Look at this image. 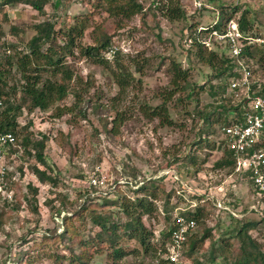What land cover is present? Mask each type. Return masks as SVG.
I'll return each mask as SVG.
<instances>
[{
  "label": "rangeland",
  "instance_id": "rangeland-1",
  "mask_svg": "<svg viewBox=\"0 0 264 264\" xmlns=\"http://www.w3.org/2000/svg\"><path fill=\"white\" fill-rule=\"evenodd\" d=\"M138 2L146 11L130 18L110 15L104 9H94L89 0H62L59 9L55 11L49 1L44 6L45 14L19 2L0 8V18L4 13L7 16L2 21V40L8 45V53L14 52L9 44H16L20 52L25 50L27 42L35 34L34 25L51 18L57 22L56 30L60 32L54 41L43 44L42 49L50 47L55 58H58L62 56L61 46L65 43L62 33L71 25H78L80 21L85 20L87 24L84 34L76 38L72 52L63 56L65 65L74 75L82 78L79 86L85 88V101L81 106H86V118L70 112L56 119L51 116V110H35L29 114L25 111L18 118L22 125L31 121L28 132L33 136L38 138L40 134H44L50 138L46 157L52 168L51 171L48 170L49 173L57 176L56 183L38 182L29 168L35 161L24 154L22 149L16 155L6 146H0V172H5L7 182L0 188V213L3 222L0 229V264H15L13 262L16 260L22 261V264H55L52 258H48V254L53 253L54 249L49 248L48 244L40 249L35 244L55 229L57 232L62 231V217L71 215L72 209L56 216L55 210L63 204L59 202L64 200L69 208L77 207L81 202L79 192L92 187L89 184L90 177L96 175L104 176L106 181L100 188L92 187V197L96 198L100 193L107 194L104 198L101 197L100 202H110L123 193L133 197L129 187H136V181L139 185L140 180L158 178L157 199L153 201L156 210L149 220L142 218L152 230L149 241L153 246H160L162 232L172 223V214L191 210L193 202L205 206L203 224L198 223L195 231L200 235L204 228H209L211 236L194 253H190L186 246L184 264H209L211 249L215 248L214 255L218 256L217 248L225 240L229 244L228 248L236 252L238 239L234 232L227 231V228L234 226L233 218H241L239 220L242 222H257L250 234L264 251V192L258 193L253 189L248 175L235 172L231 166L219 168L215 165L225 156V147L220 144V124L212 122L214 134L198 135L199 123L191 112L194 101L183 99L178 102V94L167 102L168 121L162 122L149 113L150 108L160 104L162 96H165L170 79L168 63L172 56L184 68L193 66L192 80L204 86L200 93L199 107L213 105L214 99L208 93L205 83L213 70L198 63L195 55L187 51L190 44L186 39L188 24L192 21L208 26L213 22L212 16L217 14L219 6L237 8L232 14L234 20H237L242 10L248 9L253 21L252 32L264 37V0H209V3L202 6L200 13L195 12L194 0H179L180 6L188 12V19L173 21L164 16L166 7L173 5V0ZM152 2L156 6H152ZM191 13H196L195 18L191 19ZM12 26L21 30L19 35L12 33ZM95 27H102L111 42L127 55L120 59V63L133 74L134 80H126L119 75L114 58L96 60L83 56L81 48L93 42V35L96 33L92 31ZM223 47L224 45H220L219 49ZM259 55L260 52L257 56ZM247 63L251 70L256 68L253 62ZM138 64L141 65L140 73L136 69ZM0 71L8 88L13 84H20L21 77L15 67L8 72L2 66ZM263 76L259 72H252L251 79L264 82ZM59 77V74L51 76L56 80H60ZM72 83L78 84L76 80ZM20 95L19 90L9 91L13 102H19ZM243 96L240 92L236 99L239 101ZM236 99L235 102L238 103ZM73 101V96L69 94L56 104L69 106ZM116 116L118 119L114 123L112 120ZM207 127L208 123H205L202 128L205 131ZM112 181L120 182L117 189L119 192L113 193L108 189ZM28 184L38 188L36 203L33 202ZM170 190L177 193L166 204V195ZM193 194L197 195L193 198ZM197 196L202 199L198 200ZM29 200L36 206V211L29 205ZM172 205L178 208L167 213L165 208H169V211ZM85 213L88 214L87 211ZM80 230L83 238H89L93 236L95 229L89 219H86ZM115 234L117 244L126 251L118 264H152V253H145L142 246L135 240L128 239L121 231ZM55 251L59 254L67 252L60 245ZM107 251L108 249H104L102 255H94L88 264H105ZM221 261L222 257L219 255L216 262ZM61 264L78 263L71 261L66 255Z\"/></svg>",
  "mask_w": 264,
  "mask_h": 264
},
{
  "label": "trees",
  "instance_id": "trees-1",
  "mask_svg": "<svg viewBox=\"0 0 264 264\" xmlns=\"http://www.w3.org/2000/svg\"><path fill=\"white\" fill-rule=\"evenodd\" d=\"M51 1L53 10L59 9L62 0H0V8L8 4L22 3L31 6L41 14H45L44 6ZM91 6L95 9H104L113 16H121L122 18H130L137 14H143L144 7L138 2V0H89ZM173 5H168L164 11V16L168 20H187L188 12L186 8H183L179 4V0H173ZM155 3L152 2V6ZM158 8H160L158 6ZM237 8H225L219 6L217 14H213L212 21L215 22L213 28L219 31H225L226 24L229 19L232 18V14ZM151 10V9H150ZM203 9L195 8L196 13L202 12ZM52 11V14H54ZM250 10L244 9L240 12L237 18L239 29L247 35L257 36L252 32L253 21L249 17ZM196 13L190 14L191 19L195 18ZM3 19H7L6 14H2L0 18V69L2 66L8 72L15 67V70L20 74L21 82L18 86L12 85L7 87L6 82L3 81L2 72L0 71V134L12 133L15 137L13 143H7L6 146L9 151L16 154L22 149V152L29 157L33 158L35 163L30 164L29 168L35 175L36 179L40 183L52 182L56 183L57 176H53L48 170H52L50 164L47 162L46 149L49 137L40 134V137L33 136L31 132H28V128L31 125V121L25 125H22L18 118L26 113H32L35 110L47 111L51 110V116L59 118L65 113L75 112L79 114L83 119L86 118V106L82 107L84 103L83 92L85 91L82 85V78L72 72V70L65 65L63 56L67 53H71L74 45H76V38L84 34L87 24L85 20L80 21L77 25H71L65 32L63 37L65 43L61 46L62 56L55 58V54L50 47L43 50V44L52 42L57 38L60 30H56V21L51 18L38 22L34 25L35 34L27 42L25 50L18 51L16 44H9V48L14 49L13 53H8V45L3 42L4 31L2 28ZM185 24H187L185 22ZM209 25V24H208ZM198 22H189L188 29H186V39L189 40V46L187 51L190 54H194L197 58V62L208 66L212 69V73L206 78L208 93L214 99V104L203 108L199 107L200 93L203 91L204 86L196 81L192 80L191 69L193 66L184 68L180 61L175 57H171L168 63V73L170 79L168 83L165 96H162V102L154 107L150 108L149 113L152 117H158L160 120L168 121V108L167 102L178 94L177 101L181 102L183 99L187 101H194L193 108L191 110L193 116L197 118L199 123L198 135L204 133L214 134L212 131V122H216L219 128L223 127L234 121V119L242 118L243 109L242 103H236L232 94L227 92L229 81L232 77H238L239 75L234 72L235 61L228 54V47L226 43H219L215 40H211V48L209 49L200 40L199 37H204L208 30L202 31L200 35L197 33ZM11 31L14 35H19L21 30L12 26ZM93 42L86 47L81 48L83 56L89 58H95L96 60H110L103 57V53L112 47L113 42L102 27H95L92 31ZM220 45H224L222 49H219ZM117 47L113 58L116 66L118 67L119 75L125 77L126 80H134V76L128 69L120 63V59L127 57ZM17 49V50H16ZM219 50L221 51L219 53ZM227 51V52H226ZM258 52L260 55L257 56ZM241 57L245 58L248 62H253L256 68L252 72H259L264 75V53L259 47H251L246 45L241 52ZM137 72H141V65H136ZM50 72V73H49ZM48 73L49 76L44 75ZM59 74L60 80L52 79L51 76H57ZM264 77V76H263ZM76 80V83H72ZM119 85L121 82L119 80ZM75 84V86H73ZM253 89H258L259 93H264V82L253 81L251 84ZM19 90L21 93L19 102H13L10 99L9 91ZM69 94L74 98L73 103L69 106L58 105L56 103L63 101ZM148 107V106H146ZM118 117L116 116L112 122L115 123ZM121 120V119H120ZM167 123V122H166ZM208 123L207 129L203 130V125ZM110 131V130H107ZM222 141V140H221ZM264 145V138H263ZM191 158V157H190ZM188 158V159H190ZM219 168L221 167H233L231 159V153L225 150V156L216 162ZM22 169V166L20 167ZM136 177V175H134ZM156 179L151 178L149 180H140L139 185L137 181L135 186H130L131 193L134 196L128 194H122L121 196L114 197L110 202H100L99 200L107 196V194L100 193L99 196L92 197L91 191H94L92 187L83 189L79 192L80 203L77 207L69 208L64 200L59 203H63L59 208L55 210V215L60 216L62 212L68 209H72V214L62 217V231L57 232L55 229L41 242H36L35 245L40 249L44 248L46 244L49 248H53V253L48 254V258H52L55 264H61L62 260L68 255L71 261H75L78 264H88L89 260L95 256L102 255L104 249H108L106 252L105 264H118L121 258L126 255V251L123 247L117 244L115 233L121 231L128 239L135 240L140 246H142L145 253H152V259H154L158 252H164L166 246L170 240V233L173 227V214L170 219L172 223L166 227L162 232V241L160 246H153L150 244L149 237L152 236V230L148 228L143 221V217L146 220L150 219V215L156 206L153 201L157 199V191L159 189L156 184ZM117 183V184H116ZM116 186L113 191L120 187V183L115 182ZM119 184V185H118ZM29 185L36 203V195L38 188L36 186ZM183 190L185 189L182 185ZM170 193L166 195L165 202L171 199V196L176 194L177 191L170 190ZM264 192V191H263ZM197 194H193V198ZM198 200L202 199L199 196ZM33 210H37L36 206L29 200ZM72 202V200H70ZM170 203V202H169ZM58 205V206H59ZM178 208L176 205L165 208L167 213H171L172 210ZM110 209V210H108ZM115 209V210H114ZM88 212L86 214L85 212ZM181 214L195 219L196 224H203V219L206 215V208L203 205H198L195 202V206L191 210L179 211ZM2 215L0 213V229L2 227ZM168 217V216H167ZM89 219L94 234L92 237L83 238L80 234V227L84 225V221ZM234 226L227 228L228 232H234V236L238 239L239 246L236 252L230 250L227 240L225 243H221L217 250L222 257L220 263L216 262L218 256H215V248H212L209 254V264H264V251L261 248L260 243L250 234V231L256 226V221H244L241 218H233ZM211 236V229L204 228L203 232L199 235L196 231L191 232L185 243L188 246V251L194 253L196 249H199L204 241ZM63 246L67 251L60 252L55 251L57 246ZM48 251V250H47ZM15 264H22V261L16 260Z\"/></svg>",
  "mask_w": 264,
  "mask_h": 264
},
{
  "label": "built area",
  "instance_id": "built-area-1",
  "mask_svg": "<svg viewBox=\"0 0 264 264\" xmlns=\"http://www.w3.org/2000/svg\"><path fill=\"white\" fill-rule=\"evenodd\" d=\"M207 3L209 0H194V5L198 9ZM214 24L213 21L208 26L199 25L196 30L198 35L205 30L208 32L202 38L198 36V40L209 49L211 40L226 43L228 54L235 61L234 72L239 75L230 79L227 92L232 94L234 99L240 96V92L244 94L239 101L238 98L236 99L238 103H242V118L234 119L221 127L220 144L225 147L224 150L231 153L234 171L248 175L253 189L261 193L264 191V93L252 88V70L248 67V61L240 55L246 45L257 46L264 53V37L244 34L239 29L237 21L232 18L228 20L223 32L213 28ZM116 51L117 46L113 45L103 53V57L111 59ZM14 141L15 137L12 133L0 134V146ZM4 173L3 170L0 172V188L7 184ZM89 184L100 188L106 184V181L104 176L96 175L90 177ZM115 185L114 181L110 182L108 189L111 191ZM194 206L195 202L190 205V207ZM172 225L170 240L165 251L158 252L152 264H184L185 243L188 235L195 231L197 224L195 219L175 212Z\"/></svg>",
  "mask_w": 264,
  "mask_h": 264
}]
</instances>
